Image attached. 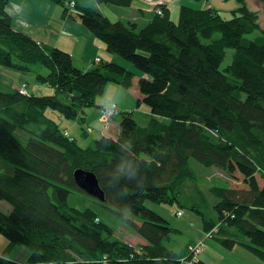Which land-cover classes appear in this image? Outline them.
I'll return each instance as SVG.
<instances>
[{"label":"trees","instance_id":"obj_1","mask_svg":"<svg viewBox=\"0 0 264 264\" xmlns=\"http://www.w3.org/2000/svg\"><path fill=\"white\" fill-rule=\"evenodd\" d=\"M238 1L230 18L210 6L182 7L176 22L161 6L162 15L143 27L112 21L91 7L63 11L136 68L142 75L137 102L154 114L142 126L132 112H121L116 138L103 135L81 147L49 112L79 121L85 134L83 110L95 106L107 83L128 88L135 74L109 61L78 68L68 52L15 30L0 0V65L54 89L36 95L22 82L23 95L0 83V158L14 166L12 174L0 172V200L10 206L8 213L0 210L7 251L26 247L27 264H208L144 204L181 201L183 212L184 205L216 212L215 219H203L209 238L227 249L243 246L264 261V27L258 13ZM253 31L258 34L249 38ZM227 49L232 59L221 68ZM192 162L230 175V184L210 187L216 201L196 189ZM77 168L96 175L105 194L99 203L139 220L131 223L143 245L117 239L91 208L68 204L70 188H78L72 176Z\"/></svg>","mask_w":264,"mask_h":264},{"label":"crops","instance_id":"obj_2","mask_svg":"<svg viewBox=\"0 0 264 264\" xmlns=\"http://www.w3.org/2000/svg\"><path fill=\"white\" fill-rule=\"evenodd\" d=\"M67 1L69 0H5L4 10L11 17L12 26L15 30H19L28 34L41 45L54 46L68 52L72 56L73 63H76L78 68L89 69L100 64L101 62L113 61L123 65L126 69L132 71L135 74V78L133 77L134 81L132 79V83L129 88L114 82H111L110 85L106 84L104 86V90L110 92V103H115L118 108V112L112 115L110 118L109 127H105L103 121L101 120V107L106 105V103L103 104L101 99L99 102L95 99V106H90L84 109L85 120L83 126L85 134L81 132L83 135H94L93 139L103 135L116 138L119 133V122L117 120V115L122 111H130L133 115L134 113L142 114L143 121L140 125H147L150 118L154 115L150 112L149 107L144 106L143 103L137 104L139 110H135L134 107L136 105L132 103V99L129 95V93H131L133 97H136V99L141 98L136 84V77L139 75V72L129 62L123 60L116 54L108 52L104 43L94 34H92V32L86 26L76 22L71 18L64 16L61 17V13L64 10L63 5L67 6ZM261 1L264 3V0ZM100 5L96 3L95 0H75V7L81 6L95 8L109 18H112L111 15H113L114 19L133 20L139 27H143L148 22H150L156 15V9L160 6H164L169 12L170 19L176 22L179 19L180 9L182 7L200 9L210 5V3L208 0H132L131 4L127 6V9L106 5L103 11ZM250 10L256 11L258 13V17L261 14L259 8ZM222 16L225 17V15ZM97 57L100 59L99 62H94V59ZM11 75L14 77V73ZM22 80L23 78H19L18 73H15V78L6 77V79L3 80L0 78V82L3 86L13 89H16L21 82H25V80ZM36 84L38 85H34L36 86L34 89H37V91H39L41 94H53V88L47 87L44 84L39 85L40 83L37 82ZM155 117L160 120L163 119L157 115H155ZM62 118L63 117L59 115L57 116L59 123H61L63 120ZM64 120V128L62 129L66 131L70 137L75 139L76 142H78L79 140H77L75 137L77 136L79 129L77 127V121L73 119L76 123L75 125L72 121L66 120V118H64ZM113 125H115L114 128L116 131V136L109 134V130ZM211 199L212 201H216L215 197H211ZM202 230L203 235L202 237H199L198 240L192 239L185 242H189L191 245L198 243L201 240L204 241L203 246L196 254L198 259L202 258L201 260L205 262L207 261L206 263L208 264H214L217 261H220V259L222 261L220 264H234L235 259L233 254L236 252L242 253L244 248L235 247V245L232 249H227L218 244L212 238L215 243L208 242L206 245L209 248L204 250L207 237L205 234L206 231L203 227ZM124 241L130 242L131 244L145 243V240L142 237H136L134 241L125 239ZM7 247L8 240L2 234H0V264L28 263L27 259L29 256V251L26 247L22 245H14L10 246L8 251L6 250ZM203 253L206 255H202ZM209 254L214 255L213 260H210L212 258ZM236 264L241 263L238 262Z\"/></svg>","mask_w":264,"mask_h":264},{"label":"rangeland","instance_id":"obj_3","mask_svg":"<svg viewBox=\"0 0 264 264\" xmlns=\"http://www.w3.org/2000/svg\"><path fill=\"white\" fill-rule=\"evenodd\" d=\"M202 1H204V0H202ZM257 1H255V0H244L246 6H248L250 9L254 10L255 8H259V10L261 11V14L258 17V22L262 27H264V3L261 0H257ZM208 2L210 3V5H208V6H212L213 8H215L219 12V14L225 15L226 18H230L232 10H236V8L239 6L238 0H208ZM74 5H75V0L67 1V6L63 5V7H64L63 11H65L66 9H69L70 11L74 12L75 8H76ZM100 6H101L102 11H103L106 7V4H101ZM109 6L119 7L121 9H127L128 8V7H122V6H116V5H109ZM63 11L61 13V17H63V15H62ZM111 16H112V18H110V19L112 21L118 20V19H114L113 15H111ZM257 34H258V31H253V32L247 34V36L249 38H252ZM232 52H233L232 49L226 50V56L224 58V61L221 64V68L226 66L231 61ZM74 65L77 66L76 63H74ZM12 73H14V77L11 75ZM15 73L19 74V78H23V80H25V82L27 83V86H28V91H30L31 93L36 94V95L41 94L39 91H37V89H34L36 87L34 85H38V84H36L35 80L33 79L32 74L22 73L20 71L13 70V69H10V68L5 67L3 65H0V78L2 80L6 79V77L7 78H9V77L15 78ZM110 84H111V82L107 83V85H110ZM39 85H42V84H39ZM114 85H116V84H114ZM104 89H105V87L102 89V92L96 96V100L99 102V100L101 99L103 104L106 103V105H104V106H107L110 104L111 95H110L109 91H106ZM42 94H46V93H42ZM129 95L132 99V103H134V105H136L134 107V109L139 110L137 104H140V103L137 102L136 97H133V95L131 93H129ZM143 104H144V106L148 107L145 103H143ZM51 113H53V114H51ZM49 115L53 119L55 118L56 121H58V123H59V120H57V116L59 114L57 112H53V111L49 112ZM132 116H134L133 118L136 120V122L138 124H142V121H143L142 114L134 113V115L132 114ZM117 117H118V119H117L118 122H120L119 120H121V114L119 113L117 115ZM62 119L63 120L61 121V123H59V126L61 128H64L63 121H65V120H64V118H62ZM66 120L72 121L76 125V123L74 122L73 119H66ZM75 121H77V120H75ZM77 127L79 128L78 134H77V136H75L76 139L79 140L77 142V144H79L81 147H85V146L89 145L92 142V140H94L93 139L94 135H91V134L88 136L83 135L81 133L82 129H80L81 124L79 123V121H77ZM114 127H115V125H113L111 127V129L109 130V134L112 136H116V131H115ZM96 138H99V137H96ZM192 165H193V169L195 170L196 175H197L199 187L203 191L210 184L225 185V184H230V182H231L230 175L228 173H226L225 171L217 168V167H211V168L210 167H204L197 162H192ZM0 172L5 173V174H12L14 172V166L10 162L0 158ZM210 200H212V199L210 198ZM67 202L70 206H73L76 208H80V209H83L86 207L91 208L93 211H95L97 213V216L102 221L107 223L112 228L114 235L116 236L117 239H120L123 241H124V239L134 241L136 239V237L141 238L139 235H137V233L134 229V226L131 223V222L139 223V220L137 218H135L129 212L125 211L124 209L118 208V207L110 204L109 202L99 203L97 198L92 197L91 195H89L88 193H86L85 191H83L79 188H71V191L68 195ZM144 204L147 207H149L150 209H152L153 211H155L156 213H158L159 215H161L162 217H164L168 221V224L171 227L177 228L180 231L179 234H173L174 235L173 237L177 240V242L180 245H183L187 240H192V239L198 240L199 237H202V235H203V232H202L203 231L202 230L203 219L205 218V220L210 221L211 219H215L216 215H217L216 212L212 208H209V207L204 206V205L198 206V209L201 212H196L193 209H191L190 207H188V205H184V215L183 216H176L175 212L177 211V209L180 208V204H183L181 201L180 202L174 201L173 203H156V202H153L150 200H145ZM0 210L3 211L4 213H8L10 211L9 204L7 202H5L4 200H0ZM215 228L214 227L211 228V231L214 230ZM208 242L209 243H215L211 237L210 238L207 237V239L205 241V245ZM127 243L131 244L130 242H127ZM199 243H204V241L201 240V241H199ZM131 245L138 248L143 244H131ZM191 245H193V244H191ZM187 247L189 249H191L190 245H188ZM235 247H243V246L236 245ZM171 248H174V246H171ZM208 248L209 247L206 245L204 250H207ZM243 248H244V250L243 251L241 250L242 253L236 252L235 254H233V257L235 259L234 264H236L238 262L241 264H264V261L262 259H260L259 257L255 256L254 254L249 252L245 247H243ZM202 255H206V254L203 253ZM209 255L212 258V259H210V258L209 259L213 260L214 255L213 254H209ZM203 258H205V257H203ZM220 262H222L221 259H220V261H217L214 264H220Z\"/></svg>","mask_w":264,"mask_h":264},{"label":"water","instance_id":"obj_4","mask_svg":"<svg viewBox=\"0 0 264 264\" xmlns=\"http://www.w3.org/2000/svg\"><path fill=\"white\" fill-rule=\"evenodd\" d=\"M72 176L74 182L81 190L100 201L105 199L104 191L101 189L98 179L92 171L77 168L73 171Z\"/></svg>","mask_w":264,"mask_h":264},{"label":"built area","instance_id":"obj_5","mask_svg":"<svg viewBox=\"0 0 264 264\" xmlns=\"http://www.w3.org/2000/svg\"><path fill=\"white\" fill-rule=\"evenodd\" d=\"M100 59L97 57L95 58L94 62H98ZM18 92L20 94L26 95L27 94V90H26V84L25 83H21L18 87ZM118 112V108L116 106L115 103H110L107 106H104L101 108V120L104 123L105 127L109 126L110 123V118L112 117V115L116 114ZM64 135L69 137L71 139V137L69 136V134L65 131ZM176 215L178 216H182L183 215V211L179 210L176 212ZM209 234L206 233V237H208ZM204 243H195L193 245H191V252L194 253V255L196 256L197 252L199 251V249L203 246Z\"/></svg>","mask_w":264,"mask_h":264},{"label":"bare ground","instance_id":"obj_6","mask_svg":"<svg viewBox=\"0 0 264 264\" xmlns=\"http://www.w3.org/2000/svg\"><path fill=\"white\" fill-rule=\"evenodd\" d=\"M162 8H161V6L160 7H158L157 9H156V14L157 15H162ZM109 62H113V61H109ZM114 63H116V62H114ZM116 64H118V63H116ZM118 65H120V64H118ZM120 66H122V67H124L123 65H120ZM42 72L43 73H45L46 71H44V70H42ZM135 76V75H134ZM142 75L141 74H139L137 77H136V84L138 83V79H139V77H141ZM135 78V77H134ZM134 78H133V81H134ZM138 88V87H137ZM139 92V91H138ZM59 99L60 100H64V97H63V95L62 94H60L59 96ZM122 112H130V111H122ZM150 112H151V110H150ZM152 113V112H151ZM153 114V113H152ZM154 115V114H153ZM158 116V115H157ZM133 117V116H132ZM153 117V116H152ZM163 118V117H162ZM164 119V118H163ZM149 122V121H148ZM143 126V125H142ZM193 182H194V184H195V187H196V189L199 191V183H198V180H197V175L195 174V178H194V180H193ZM192 182V183H193ZM191 183V184H192ZM215 184H210V185H208V187L203 191V193H205L207 196H208V198H211V197H213V195L211 194V192H210V187L211 186H214ZM78 187V186H77ZM79 188V187H78ZM70 191H71V188H70ZM180 210V209H179ZM178 209H177V211H179ZM176 211V212H177ZM181 211H183V210H181ZM176 212H175V215H176ZM176 216H178V215H176Z\"/></svg>","mask_w":264,"mask_h":264},{"label":"clouds","instance_id":"obj_7","mask_svg":"<svg viewBox=\"0 0 264 264\" xmlns=\"http://www.w3.org/2000/svg\"><path fill=\"white\" fill-rule=\"evenodd\" d=\"M102 107H103V106H102ZM102 107H101V108H102ZM120 114H121V112H120Z\"/></svg>","mask_w":264,"mask_h":264}]
</instances>
